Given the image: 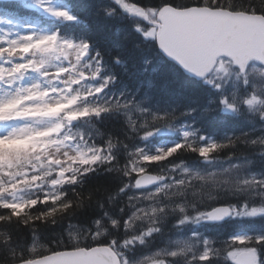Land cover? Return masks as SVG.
<instances>
[{"label": "trees", "instance_id": "obj_1", "mask_svg": "<svg viewBox=\"0 0 264 264\" xmlns=\"http://www.w3.org/2000/svg\"><path fill=\"white\" fill-rule=\"evenodd\" d=\"M23 1L0 2V10L87 50L83 58L76 52V78L64 96L72 104L53 110L56 125L0 147V264L74 248L72 228L83 247L111 245L126 264H236L235 253L249 250L264 264V97L245 102L255 88L240 82L243 93L229 112L231 75L200 81L185 74L162 55L151 26L121 7L150 16L163 5L264 15V0H59L68 14L53 18L30 12ZM221 64L238 71L229 60ZM166 139L179 142L163 156H147ZM64 144L79 155L66 170L41 157ZM146 171L161 184L149 198L136 187ZM18 191L28 195L17 203L11 199ZM148 203L151 220L124 226ZM218 205H229L230 217L205 222ZM98 223L107 233L94 239ZM178 235L190 241L186 248L141 258Z\"/></svg>", "mask_w": 264, "mask_h": 264}, {"label": "rangeland", "instance_id": "obj_2", "mask_svg": "<svg viewBox=\"0 0 264 264\" xmlns=\"http://www.w3.org/2000/svg\"><path fill=\"white\" fill-rule=\"evenodd\" d=\"M30 3L37 6L45 14L51 16L57 12L63 11L65 8L59 3H55L52 0H31ZM4 17L0 16V107H8L20 102L19 109H28L30 113H35L36 115H26L24 114L21 118L11 121L8 124L2 125L0 127V139L3 143L10 144L12 139L25 135L31 124L36 123L39 130H44L50 126L51 122L39 116V112L45 105H53L57 98L58 92L64 83H66L71 77V73L68 69L65 71H59L54 64H50L51 59H56L59 50L64 51L65 58H60L58 60V65L62 68L73 63V52L76 49V45L70 42L68 39H51L48 36L49 33L45 31L36 32L35 28H30L27 21H17L16 24L12 23L13 26L6 25V21H3ZM8 22L7 24H9ZM35 31V34H34ZM26 35H30L31 40L29 42L39 43V49L42 51L40 57L35 53V47L25 46L28 41L24 40ZM25 48L27 51H25ZM27 65L30 68L29 72H25L26 75L22 74V66ZM250 72L245 74L244 78H239L237 73H233V82L229 89V95L234 100H238L240 95L243 93L240 82L246 84L247 82L253 81L254 92H247L248 95L244 97L245 102H249L252 95H261L264 97V70L258 65H252L250 67ZM228 68L224 66L219 67L216 72L212 74V78H216L222 74H229ZM21 74V75H20ZM19 77V78H18ZM259 78V81L263 82L260 86H257V82L253 79ZM261 79V80H260ZM47 102V103H46ZM5 112L0 113V115H5ZM182 135L187 132L186 128H181ZM175 141L164 140L157 146V152L151 154L146 152L147 156L152 158L156 156H162L169 152ZM2 142L0 141V147ZM20 158L21 154H16ZM16 155L11 154V159H16ZM20 155V156H19ZM45 154L41 153V157ZM54 163L60 164L62 167L66 165L67 162L77 157V152L70 146H61L54 149L50 154ZM185 172L190 170L186 167ZM158 187H153L151 189L141 190L140 194L144 197H150L153 192H156ZM27 192L18 191L12 196V201L21 202ZM137 217H144L147 221L154 217V207L152 204L148 203L145 206L135 208L132 210L129 219L124 221V226L127 228L131 227L132 222ZM147 230L146 233H150ZM74 235V240L77 246H81L82 243L79 240L80 231L78 229L72 228L70 231ZM138 230H134L137 234ZM107 231L103 225L100 223L96 224L95 231L92 233L94 239H99ZM142 235L138 238L141 239ZM184 236H176L169 241L168 248H158L151 251L148 255L144 256L142 259L155 257L156 254H168L174 253L179 249L186 248L190 241L183 238ZM242 238L243 235H239ZM237 253V252H236ZM235 253V254H236ZM149 264H165V260H155ZM257 261L255 259V263Z\"/></svg>", "mask_w": 264, "mask_h": 264}, {"label": "water", "instance_id": "obj_3", "mask_svg": "<svg viewBox=\"0 0 264 264\" xmlns=\"http://www.w3.org/2000/svg\"><path fill=\"white\" fill-rule=\"evenodd\" d=\"M148 20L147 14L129 12ZM157 44L163 55L186 74L203 80L215 69L220 57L231 59L241 72L252 62L264 65V16L206 6L176 8L163 6L158 12ZM156 173L144 172L136 180L138 188L156 185ZM230 208L218 205L206 213V222L229 217ZM253 252L240 253L238 264H251ZM14 264H122L108 245L81 247L54 252Z\"/></svg>", "mask_w": 264, "mask_h": 264}, {"label": "snow or ice", "instance_id": "obj_4", "mask_svg": "<svg viewBox=\"0 0 264 264\" xmlns=\"http://www.w3.org/2000/svg\"><path fill=\"white\" fill-rule=\"evenodd\" d=\"M172 7H175V5H172ZM51 39H55V37H51ZM25 51H27L26 48H25ZM26 111H28V110H26ZM6 144H7V142H6ZM12 146H13V147L16 146L15 142H13V145H12ZM261 241L264 242V237L261 238Z\"/></svg>", "mask_w": 264, "mask_h": 264}, {"label": "bare ground", "instance_id": "obj_5", "mask_svg": "<svg viewBox=\"0 0 264 264\" xmlns=\"http://www.w3.org/2000/svg\"><path fill=\"white\" fill-rule=\"evenodd\" d=\"M174 238V237H173Z\"/></svg>", "mask_w": 264, "mask_h": 264}]
</instances>
